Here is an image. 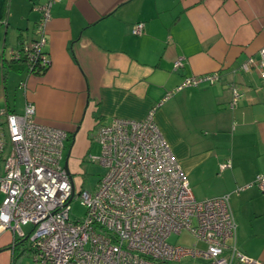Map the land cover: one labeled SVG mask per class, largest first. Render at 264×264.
Masks as SVG:
<instances>
[{
	"label": "crops",
	"instance_id": "0c3cea01",
	"mask_svg": "<svg viewBox=\"0 0 264 264\" xmlns=\"http://www.w3.org/2000/svg\"><path fill=\"white\" fill-rule=\"evenodd\" d=\"M39 1L0 0V108L19 113L29 101L36 121L65 130L68 170L88 153L90 128L142 119L156 107L194 197L230 193L264 174V79L240 68L264 46V0H60L46 26L50 65L29 74L23 61L10 66L5 52L35 37ZM137 22L144 31L133 35ZM179 56L183 66L174 69ZM213 71L216 83L173 91L185 76ZM9 72L26 82L19 97L10 95ZM231 83L240 92L234 108ZM230 205L237 248L264 264V191L254 184L232 192ZM25 240L1 231L0 264H19Z\"/></svg>",
	"mask_w": 264,
	"mask_h": 264
},
{
	"label": "built area",
	"instance_id": "2783aa9c",
	"mask_svg": "<svg viewBox=\"0 0 264 264\" xmlns=\"http://www.w3.org/2000/svg\"><path fill=\"white\" fill-rule=\"evenodd\" d=\"M59 1L35 4V37L8 51V60L23 61L29 74L50 65L44 50L46 26ZM143 31V22L131 28L133 35ZM182 66L179 56L173 68ZM250 67L264 79V46L240 65L243 70ZM219 78L218 71L185 76L173 91L214 84ZM20 85L25 89L26 82ZM230 89L229 105L234 108L240 92L235 83ZM155 109L142 119L114 117L98 126L95 140L101 151L91 160L104 166L105 173L93 192H76L71 173L62 165L66 131L36 121L29 101L19 113L0 108V232L9 230L28 240L33 264H180L184 259L193 260L191 264H262L237 248L230 196L254 184L264 191V174L230 193L196 200L155 121ZM230 166L227 160L219 171ZM73 198L86 208L82 219L70 218ZM24 226L31 228L27 232ZM182 230L202 246L167 242L170 234Z\"/></svg>",
	"mask_w": 264,
	"mask_h": 264
},
{
	"label": "rangeland",
	"instance_id": "374dc122",
	"mask_svg": "<svg viewBox=\"0 0 264 264\" xmlns=\"http://www.w3.org/2000/svg\"><path fill=\"white\" fill-rule=\"evenodd\" d=\"M6 23H3V28ZM1 28L2 37L0 40V43L2 44L3 35H4V29ZM11 47H7V50ZM17 48V47H12ZM2 48L0 46V54ZM5 56L9 58L8 54L5 52ZM26 74V72H25ZM24 74V75H25ZM35 74V73H33ZM22 77V74L16 73V72H9V77L7 79L8 82V89L10 92V95L17 94L19 97V94L22 92V86L20 85L23 83V81H19V79ZM0 81H1V70H0ZM88 139H89V146H88V153L85 152L81 158L77 166L75 165V169H72L71 167L69 172H72V178L75 184V190L76 192L80 191L81 189L87 190L90 192H93L96 189V186L102 176L105 173V167L102 166L100 163L92 161L91 156H96L100 153V144L95 140V134H96V127H92L87 131ZM67 154V150L64 152V157L62 160V165L65 163V157ZM196 200H200L197 196H195ZM70 218L72 220H78L82 219L85 215L86 208L85 206L80 202V199L73 198L70 201ZM24 230L27 232L30 230V226H24ZM167 242L173 245H181L190 247L193 246V244L197 243V240L194 238L193 235L190 234L187 230H182L180 233H173L170 234L167 238ZM198 246H202L201 242L197 243ZM28 240H25L23 242V245L20 246V253H19V264H33L32 257L30 250H28ZM193 260L190 259H184L180 262V264H191ZM201 264H204V261H199Z\"/></svg>",
	"mask_w": 264,
	"mask_h": 264
},
{
	"label": "trees",
	"instance_id": "16d2710c",
	"mask_svg": "<svg viewBox=\"0 0 264 264\" xmlns=\"http://www.w3.org/2000/svg\"><path fill=\"white\" fill-rule=\"evenodd\" d=\"M7 61L10 66H13V65L18 66L22 62V61H12V60H7ZM22 64L24 65V63ZM45 70L46 69H43L42 71H36L35 74H43Z\"/></svg>",
	"mask_w": 264,
	"mask_h": 264
},
{
	"label": "water",
	"instance_id": "95a60500",
	"mask_svg": "<svg viewBox=\"0 0 264 264\" xmlns=\"http://www.w3.org/2000/svg\"><path fill=\"white\" fill-rule=\"evenodd\" d=\"M65 166H66V162H65Z\"/></svg>",
	"mask_w": 264,
	"mask_h": 264
}]
</instances>
